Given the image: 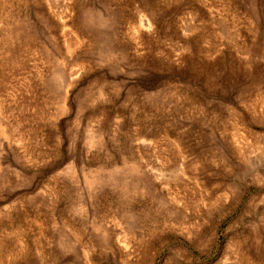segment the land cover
<instances>
[{
  "label": "rangeland",
  "instance_id": "1",
  "mask_svg": "<svg viewBox=\"0 0 264 264\" xmlns=\"http://www.w3.org/2000/svg\"><path fill=\"white\" fill-rule=\"evenodd\" d=\"M0 264H264V0H0Z\"/></svg>",
  "mask_w": 264,
  "mask_h": 264
}]
</instances>
